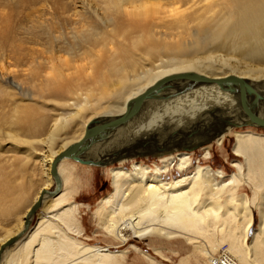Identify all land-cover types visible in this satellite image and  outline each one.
Here are the masks:
<instances>
[{
    "label": "bare ground",
    "instance_id": "bare-ground-1",
    "mask_svg": "<svg viewBox=\"0 0 264 264\" xmlns=\"http://www.w3.org/2000/svg\"><path fill=\"white\" fill-rule=\"evenodd\" d=\"M12 3L17 9L19 1ZM46 5L55 10L56 28L43 23L38 31L21 36L6 16L0 29V63L8 46L16 54L19 44L33 45L29 48L31 59L25 57L29 66L22 74L24 82L35 88L30 96L18 91L15 83L0 79V216L16 219L13 226H2L0 249L17 236L3 250L0 264L19 262L21 255H31L33 264H114L115 251L83 244L70 233H81L77 226L80 204L70 200V191L64 188L68 178L63 175V163L70 158H62L57 165L59 192L43 196L26 226L28 213L42 190L55 182L51 172L54 159L82 139L91 121L100 123L124 113L129 100L172 73L234 76L246 91L254 92V97H249L251 109L264 117V0H26L25 4L35 12H44L41 7ZM59 13L65 23L71 21L67 33L60 31ZM166 61L167 69L163 67ZM1 69L5 70L4 66ZM106 99L110 101L105 103ZM240 118L237 97L228 87L220 83L178 85L152 96L125 126L83 148L80 157L92 162L87 165L104 166L102 163L114 159L120 163L107 168L113 191L99 204L102 227L123 242L128 240L123 233L126 228L134 237H171L196 229L200 234L205 230L207 236L211 228L202 227L207 217H213L212 230L218 227L223 231L238 212L246 240L256 207L259 223L249 248L263 255L264 195L258 189L264 184V133L228 126ZM45 130V136L38 140L22 133ZM62 131L66 134L60 136ZM230 133L235 140L233 153L244 161L233 160L236 171L228 181L224 180V170L211 165L198 164L188 171L193 166V151L184 147L199 146L205 149L204 158H209L212 145L222 144ZM6 138L15 144L14 149L6 150ZM58 139L61 143L55 146ZM35 143L44 145L46 152L36 151ZM105 143L110 146L103 147ZM9 152L14 155L6 160L12 164L34 159L43 167L45 182L24 210L20 207L27 197L22 189L12 204H3V191L6 197L15 186L13 173L7 175L3 167ZM139 153L158 157L159 162L153 168L134 160L126 169L125 163ZM175 167L181 175L164 178ZM242 176L252 197L238 192ZM201 193L204 200L199 199ZM222 208L225 211L219 213ZM36 214L38 221L32 224ZM125 218H131L127 225L120 223ZM233 231L228 233L236 259L225 256L217 262L250 264Z\"/></svg>",
    "mask_w": 264,
    "mask_h": 264
},
{
    "label": "rangeland",
    "instance_id": "rangeland-1",
    "mask_svg": "<svg viewBox=\"0 0 264 264\" xmlns=\"http://www.w3.org/2000/svg\"><path fill=\"white\" fill-rule=\"evenodd\" d=\"M18 1L19 4L17 5L18 6L17 9H14L12 0H5L3 2L0 1L1 30L5 25L4 22L6 16H9V19L12 22V25L15 28L17 34L19 33L21 34V36H26L31 32L38 31L39 30L38 26L43 23L47 25L50 24L53 28H56V26L54 25L55 21L53 18V14L55 10L54 8H52V6L46 5L47 7L50 8L42 6L41 9L43 10L46 9L44 12H35L31 9H28L25 6L26 0H18ZM66 1L71 2L72 0H66ZM75 1L79 3L81 0H75ZM59 14L61 16V20H60L61 26L63 27V29L61 30L59 29V30L60 31L63 30L65 33H67L68 27L71 26L70 24L71 21H68L69 22V23L67 22L68 24L65 23L64 16L61 13ZM34 27H36V29H34ZM19 45H20V49L19 52L16 54H14V49L11 46H8L5 49V56H4L5 58H3V60L0 63V79H2L3 81L5 80L11 81L12 83H15L14 85L16 86L18 91L26 94L28 93V95L30 96H34L35 88L31 83L24 82V76L22 74L24 73L22 70L29 66L28 60H26V58L31 59L30 52L32 51L29 52L30 50L29 48L30 47L33 48L32 47L33 45L31 46V44L29 45L26 43H21ZM21 55L22 57L19 58V56ZM23 57L26 58L24 59ZM168 63L169 62L166 61V67L165 66L163 67L166 69L169 68V65H167ZM1 64L4 66L5 70L1 69L3 67ZM34 99L40 101L36 97H34ZM35 100H32V102L39 103V102H35ZM109 101H110L109 99H106L104 102L108 103ZM234 130H253L256 132L264 133V128H257V127H238V128H234ZM22 133L32 134V137L33 136L35 137L33 140H38L45 136L46 130L40 132H31V133L22 131ZM65 134L66 132L64 133V131H62L60 133V136H63ZM61 139H58L56 141L55 146H58L61 143L60 142ZM234 141L235 140L233 133H230L224 138L222 144L212 145L211 157L209 158H204L205 149L199 148L194 150L192 153L193 166L188 171L189 172L192 171L193 167L198 164L205 166L211 165L214 169L224 170L227 173V176L225 177L224 180L228 181L229 175L234 171H236V168L233 167L232 165L233 160L244 161L243 157H239L233 153V145L235 143ZM11 142H12L11 139L8 138L4 140V146L6 150H12L15 148L14 146L15 144H12ZM110 142L108 143L110 144ZM105 145L106 143L102 146L104 147ZM106 146L109 147L110 145L107 144ZM34 147L37 149L36 151L38 152L41 150H44V152H46L47 150V148L41 143H35ZM12 155L14 154L11 152L6 153L3 167L8 171V172L5 171L7 175L9 174V172L13 173L12 176H13V180H15L14 182L15 186H14V191L13 192L8 191L9 195L6 197L3 191V197H4L3 204L6 207L12 204L14 198L18 195V193L21 192L22 189L25 193V196L27 197V201L24 204H22V207H20V210H24L31 203L37 191L45 182L43 167L41 162H36L34 161V159L21 165L12 164L11 161L6 160L8 159V157H12ZM134 160L143 161L144 163H146L149 166H152L153 168H154V164L159 162L158 157L144 156V157H136L133 160L127 161L125 165L124 164L122 165H124L126 169L130 168L132 161ZM102 164L105 165L104 166L87 165V164L78 163L77 161L70 159L64 161L63 175L68 178V181L64 185V188L69 189L70 200L79 202L80 204L78 208L79 220L77 226L80 228L81 233L80 234H76L72 232L70 233L74 235L75 238H77L83 244H88L90 246L97 245L102 247H108L110 248V250L115 251L118 255L116 258L113 259L115 262L114 264H216L217 259L221 257L231 256L234 257V259H236V253L230 250L231 240H230V233H228V232H232L233 230H234L233 235L235 234V237H238L240 239L238 240L239 242L237 241L238 244L239 243L241 244V246L240 244L239 246L242 247V249L244 248V251L248 257V259L246 257V262L249 261L250 264H264V252L263 255H260L255 250L252 251V249L249 248V246L251 245V238L253 236V232L257 228L259 223V214L256 207H254L255 220L253 223V227L251 228L249 237L246 240H244V235H243L244 234L243 230L245 225L244 226L242 225L244 224V222L242 223V218L241 220L239 219L238 212L234 213L233 217L231 216L232 218L231 222H229L230 219L228 222H226L228 224H226V230L223 231L219 230L218 227H216L215 230H212V226L210 224H213V217L212 216L207 217L205 225L202 226L205 229L211 228L210 229L211 232L210 230L206 231L207 236L204 235L205 230H202L204 232L200 234L201 231L196 229L193 231L192 230L189 231V234L176 232V235L171 237L162 236L159 234H151V235L149 234L144 237H134L132 235L131 230L128 228L124 229L128 231L123 230V233L126 232L125 234L128 237V240L125 242L119 240L115 236L110 235L106 231V229L102 227L103 225L101 224V222H103V218H102V214L99 213V208H100L99 204L101 200L105 198V196L109 195L113 191L112 177L109 173V169L113 166H118L120 163L117 161L115 162L112 161V163L109 164L105 162ZM180 175L181 173L175 167L172 170V172L164 174V178L170 180L171 178L179 177ZM244 181H245V177L242 176L240 178L238 192L240 194L246 193L248 197H252L253 192L251 188H249ZM55 185L56 184L54 182L49 189H53ZM258 191L260 192L261 195H264V184L262 188L258 189ZM204 196L205 194L201 193L199 199L204 200ZM224 211L225 208H222V210L219 213H222ZM38 212L41 213L42 211L39 210ZM235 214L237 216H235ZM38 218L39 215L36 214V216L32 220V224H36ZM236 218L237 220H235ZM15 221H16L15 217L8 218L1 215L0 234L3 232L2 226L11 227L13 226L12 224H14ZM121 221H122L120 222L121 224L127 225L128 222L131 221V218L130 219L125 218ZM193 233L195 235H193ZM190 237L192 239H189ZM195 240L198 244L201 242L199 244L200 246L197 243H195ZM263 240H264V229H263ZM212 241L213 243H211ZM263 248L264 245H262L261 249ZM25 257L26 256L21 255L20 258H18L19 262L13 264H17V263L33 264V259L31 258L32 257L31 255L28 258ZM24 259L27 260H25V262L23 263ZM67 264H70V262ZM217 264H222V263L217 262Z\"/></svg>",
    "mask_w": 264,
    "mask_h": 264
},
{
    "label": "water",
    "instance_id": "water-1",
    "mask_svg": "<svg viewBox=\"0 0 264 264\" xmlns=\"http://www.w3.org/2000/svg\"><path fill=\"white\" fill-rule=\"evenodd\" d=\"M207 83H220L226 87H228L237 97V102L239 104V108L241 111V118L239 120L231 121L228 123V126L232 127H245L252 126L257 128H264V117L256 114L251 108L249 97H254L252 91H246L243 85H241L234 76H226V77H210L201 73H197L194 71H186V72H178L166 75L156 82H154L150 87H148L143 93L135 96L131 100L128 101L126 110L124 113L113 116L103 122L96 123L91 121L85 130V135L77 142L72 143L66 149H64L61 153H59L53 161L52 164V175L55 180V187L53 189H43L40 198L34 203L28 213V219L26 221V226L29 225V217L34 215L38 208L40 207L42 198L44 195H54L59 192L61 188V179L58 174L57 165L62 158H70L73 160L80 161L81 163H92L89 160H84L80 157L79 153L85 147L90 146L97 140L105 137V134H109L120 127L125 126L128 122H130L136 115L138 114L142 105L151 98L152 96L162 93L170 88L176 87L178 85L184 86H194L199 84H207ZM199 146H193L185 148L188 151H194L199 149ZM147 156L146 153H139L138 157ZM153 156V155H150ZM112 161H115L112 160ZM111 161V162H112ZM110 163V161H109ZM17 240L16 237H12L9 239L4 245H2L0 249V257L3 250L10 246Z\"/></svg>",
    "mask_w": 264,
    "mask_h": 264
}]
</instances>
